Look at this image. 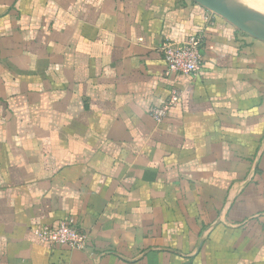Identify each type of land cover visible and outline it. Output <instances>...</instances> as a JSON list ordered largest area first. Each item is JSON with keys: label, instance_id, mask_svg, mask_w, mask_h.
<instances>
[{"label": "crops", "instance_id": "crops-1", "mask_svg": "<svg viewBox=\"0 0 264 264\" xmlns=\"http://www.w3.org/2000/svg\"><path fill=\"white\" fill-rule=\"evenodd\" d=\"M70 218L84 251L32 233ZM0 264H264V42L192 0H0Z\"/></svg>", "mask_w": 264, "mask_h": 264}, {"label": "built area", "instance_id": "built-area-1", "mask_svg": "<svg viewBox=\"0 0 264 264\" xmlns=\"http://www.w3.org/2000/svg\"><path fill=\"white\" fill-rule=\"evenodd\" d=\"M203 37L192 35L185 42L167 41L161 46L168 76L183 74L190 77L197 76L201 68ZM169 100L161 107L149 110V116L154 123L161 125L169 116L170 111L179 105L181 93L172 89ZM76 220L70 218L60 223L58 228L43 226L32 230L34 236L50 246H59L71 250L84 251L87 249L88 235L79 229Z\"/></svg>", "mask_w": 264, "mask_h": 264}, {"label": "water", "instance_id": "water-1", "mask_svg": "<svg viewBox=\"0 0 264 264\" xmlns=\"http://www.w3.org/2000/svg\"><path fill=\"white\" fill-rule=\"evenodd\" d=\"M251 37L264 42V13L243 0H192Z\"/></svg>", "mask_w": 264, "mask_h": 264}, {"label": "bare ground", "instance_id": "bare-ground-1", "mask_svg": "<svg viewBox=\"0 0 264 264\" xmlns=\"http://www.w3.org/2000/svg\"><path fill=\"white\" fill-rule=\"evenodd\" d=\"M254 6L257 7V10L264 13V0H252V3Z\"/></svg>", "mask_w": 264, "mask_h": 264}, {"label": "rangeland", "instance_id": "rangeland-1", "mask_svg": "<svg viewBox=\"0 0 264 264\" xmlns=\"http://www.w3.org/2000/svg\"><path fill=\"white\" fill-rule=\"evenodd\" d=\"M243 1H245L247 4L251 5L253 8L257 9L256 6H254L253 4H251L252 3V0H243Z\"/></svg>", "mask_w": 264, "mask_h": 264}]
</instances>
